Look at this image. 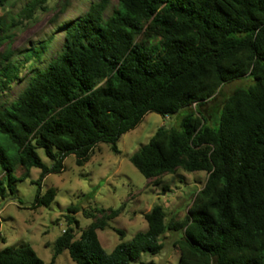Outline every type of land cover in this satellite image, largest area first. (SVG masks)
<instances>
[{
	"label": "trees",
	"instance_id": "16d2710c",
	"mask_svg": "<svg viewBox=\"0 0 264 264\" xmlns=\"http://www.w3.org/2000/svg\"><path fill=\"white\" fill-rule=\"evenodd\" d=\"M41 2L27 0L20 14L30 17ZM107 3L92 1L67 20L60 51L12 100L0 102V197L13 193L31 166L40 168L38 183L60 170L69 153L81 165L98 142L118 152L119 135L146 111L185 109L177 126L158 125L128 157L154 183L177 168L206 173L183 218L166 219L162 205L153 204L141 214L144 229L105 251L95 229L118 208L95 207L98 215L74 237L77 209L67 206V226L55 236L47 264L63 250L75 264H129L141 252L158 253L167 230L181 232L176 264H264V0H116L103 17ZM44 46L33 47V55ZM1 72L0 92L17 65L6 63ZM243 77L250 82L236 84L207 122L201 106ZM16 163L23 168L18 176ZM52 197L51 188L40 194L37 186L32 206ZM0 264L43 261L23 243L0 247Z\"/></svg>",
	"mask_w": 264,
	"mask_h": 264
},
{
	"label": "rangeland",
	"instance_id": "374dc122",
	"mask_svg": "<svg viewBox=\"0 0 264 264\" xmlns=\"http://www.w3.org/2000/svg\"><path fill=\"white\" fill-rule=\"evenodd\" d=\"M26 1L7 0L0 6V79L3 78L2 65H17L16 77L0 92V102L4 104L17 95L35 69L43 67L60 51L65 22L82 14L95 0H43V7L25 18L20 13ZM115 2L108 0L103 17ZM42 41L45 42L43 51L33 55L32 48H38ZM249 82V78L243 77L222 85L218 93L201 106L207 122L212 113L216 117L214 108L236 84L246 85ZM184 112L185 109H180L172 115L162 116L155 111H146L134 127L119 135L115 141L118 152H113L108 143L98 142L81 165H77L74 155L69 153L63 158L60 170L48 172L38 183L40 168L29 167L24 178L15 180L14 192L0 197V247L28 243L43 264H47L55 236L67 226L65 215L71 214L67 206L77 209L72 216L78 224H70L74 237L98 215L95 207L118 208L116 214L106 219L104 228L95 229L105 251H109L120 239L126 240L136 230L144 229L146 223L141 214L153 204L162 205L166 219H182L195 191L202 187L206 173L177 168L175 172L162 173L154 183L153 178L140 174L128 157L148 140L158 125L177 126ZM36 151L40 159L50 165L51 160L43 149L37 148ZM7 153H12V149L7 148ZM22 170V166L16 163L13 174L18 176ZM162 184H166L167 189L162 190ZM37 186L40 194L47 188L52 189L53 197L47 205L32 206ZM115 228L122 231L121 235ZM180 234V230L165 231L158 253L141 252L138 260L129 264H176L174 240ZM53 264L75 262L63 250Z\"/></svg>",
	"mask_w": 264,
	"mask_h": 264
}]
</instances>
